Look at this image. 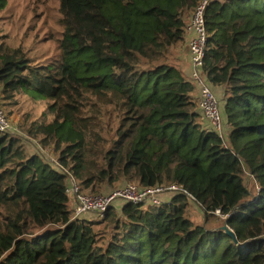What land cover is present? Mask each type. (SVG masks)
Here are the masks:
<instances>
[{
    "label": "trees",
    "instance_id": "trees-1",
    "mask_svg": "<svg viewBox=\"0 0 264 264\" xmlns=\"http://www.w3.org/2000/svg\"><path fill=\"white\" fill-rule=\"evenodd\" d=\"M202 2L0 0V98L21 132L0 133V264H264V0L207 6L202 72L223 89L225 139L185 68ZM30 31L53 52L12 43ZM70 178L93 195L183 192L74 219Z\"/></svg>",
    "mask_w": 264,
    "mask_h": 264
},
{
    "label": "built area",
    "instance_id": "built-area-1",
    "mask_svg": "<svg viewBox=\"0 0 264 264\" xmlns=\"http://www.w3.org/2000/svg\"><path fill=\"white\" fill-rule=\"evenodd\" d=\"M212 0H203L197 7L187 27L188 49L190 53L191 81L198 91L199 106L205 119L208 121L221 139L226 136V123L222 116L220 100L215 94L214 88L203 75L206 48L208 43L206 10ZM184 65V62L181 64ZM0 133L20 137L21 132L17 125L6 113L0 98ZM29 143H35L32 136H25ZM39 145V144H38ZM49 161L58 165L57 160L49 157ZM183 192L176 184L159 185L153 188H142L132 183H123L112 192L102 195H93L81 191L79 185L70 178L67 193L73 203V218L83 219L90 216H102L117 203H134L159 206L163 203L161 197L168 193ZM218 215L220 211H217Z\"/></svg>",
    "mask_w": 264,
    "mask_h": 264
},
{
    "label": "rangeland",
    "instance_id": "rangeland-1",
    "mask_svg": "<svg viewBox=\"0 0 264 264\" xmlns=\"http://www.w3.org/2000/svg\"><path fill=\"white\" fill-rule=\"evenodd\" d=\"M17 1H20V0H17ZM23 9H21L20 7H17V5L13 8L12 12L15 13V18L13 19V21L15 23H19V15L23 13ZM55 15V12L52 11V14H51V18L49 19V21L51 20H54L56 21L53 17ZM17 32V30L14 28L12 30V33L15 34ZM45 30L42 32V34L40 35V37H42V35L44 34ZM35 33L36 31H30L29 33V37L28 38H24V34H21L19 37H14L13 40L16 41V42H13V44H21L20 42H23L24 41V44H25V47L28 48L30 51H31V56L33 58H35L36 60H39L41 58V56H46L47 53L49 52H53L52 50L50 51H47L46 49L48 48V45H44L43 48L40 46L41 43H38L37 40H36V43H34V40H35ZM215 92V91H214ZM216 96L218 97V99L220 100V105H221V111H222V116H223V119H224V96H223V99H221V97L219 95H217V93L215 92ZM44 107H41L40 109V113H42ZM12 121L15 125H17L15 122H16V117L13 116L12 117ZM15 121V122H14ZM212 127V126H210ZM244 181L245 183L248 185V186H252V180H251V175L248 173L247 175L244 176ZM120 186V185H118ZM168 196V195H167ZM168 197H171V196H168ZM162 199V198H161ZM165 199V197H164ZM117 204H121V203H117ZM196 207V206H195ZM193 207L192 210H191V216L190 218L196 222V224H200L203 220V216H202V213L201 211L196 207Z\"/></svg>",
    "mask_w": 264,
    "mask_h": 264
},
{
    "label": "crops",
    "instance_id": "crops-1",
    "mask_svg": "<svg viewBox=\"0 0 264 264\" xmlns=\"http://www.w3.org/2000/svg\"><path fill=\"white\" fill-rule=\"evenodd\" d=\"M188 48L189 47L187 46V48L185 47V49H184V51H185V59H184V61L187 63L186 64L187 67H185L187 71H188V67H190V58H191ZM188 64H189V66H188ZM214 90L217 93V95H219L221 97V99H223V89H221V88H214ZM15 120H17V118ZM226 131H227V125H226Z\"/></svg>",
    "mask_w": 264,
    "mask_h": 264
},
{
    "label": "water",
    "instance_id": "water-1",
    "mask_svg": "<svg viewBox=\"0 0 264 264\" xmlns=\"http://www.w3.org/2000/svg\"><path fill=\"white\" fill-rule=\"evenodd\" d=\"M228 234H229L231 237H233V238L235 237V236H234V233H233V232H231V231H228ZM234 240L236 241V239H235V238H234Z\"/></svg>",
    "mask_w": 264,
    "mask_h": 264
}]
</instances>
